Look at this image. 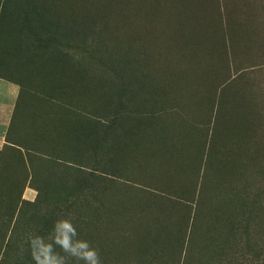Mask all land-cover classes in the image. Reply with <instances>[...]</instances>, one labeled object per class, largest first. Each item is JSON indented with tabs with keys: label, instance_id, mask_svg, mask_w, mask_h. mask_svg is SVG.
I'll use <instances>...</instances> for the list:
<instances>
[{
	"label": "rangeland",
	"instance_id": "rangeland-1",
	"mask_svg": "<svg viewBox=\"0 0 264 264\" xmlns=\"http://www.w3.org/2000/svg\"><path fill=\"white\" fill-rule=\"evenodd\" d=\"M60 218L102 264H264V0H0V264Z\"/></svg>",
	"mask_w": 264,
	"mask_h": 264
},
{
	"label": "clouds",
	"instance_id": "clouds-1",
	"mask_svg": "<svg viewBox=\"0 0 264 264\" xmlns=\"http://www.w3.org/2000/svg\"><path fill=\"white\" fill-rule=\"evenodd\" d=\"M25 251L33 264H72L73 261L76 264H102L99 251L79 238L75 225L68 218L55 220L45 235L29 233L20 247V255L23 256Z\"/></svg>",
	"mask_w": 264,
	"mask_h": 264
},
{
	"label": "bare ground",
	"instance_id": "bare-ground-1",
	"mask_svg": "<svg viewBox=\"0 0 264 264\" xmlns=\"http://www.w3.org/2000/svg\"><path fill=\"white\" fill-rule=\"evenodd\" d=\"M148 14V13H147ZM150 14V13H149ZM152 14V13H151ZM152 20V19H151ZM152 24V23H151ZM191 27V26H190ZM198 84V83H197Z\"/></svg>",
	"mask_w": 264,
	"mask_h": 264
}]
</instances>
